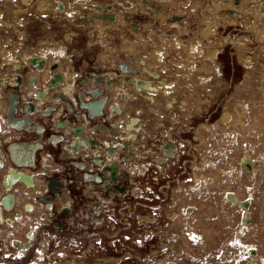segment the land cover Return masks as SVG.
Masks as SVG:
<instances>
[{"label":"rangeland","instance_id":"1","mask_svg":"<svg viewBox=\"0 0 264 264\" xmlns=\"http://www.w3.org/2000/svg\"><path fill=\"white\" fill-rule=\"evenodd\" d=\"M56 63L61 75L74 80L76 95L95 76L109 103L122 99V88L130 93L123 115L106 108L88 122L118 131L111 139L130 146L120 158L128 196L93 207V199L115 200L111 190L119 195L118 185L102 189L80 181L68 151L47 145L31 169L43 189L19 185L14 210L4 209L0 264H264V0H0L1 99L16 75L36 74L35 90L45 88L59 70ZM123 63L131 66L129 73L120 70ZM143 80L169 82V96L159 95V105L140 93L136 97ZM36 117L46 126L47 140L55 118ZM57 117L84 122L64 111ZM131 119L139 123L135 140L125 130ZM86 132L102 139L104 164L118 163L116 153L108 155L113 147H106L107 131ZM7 133L15 141L37 136L9 133L3 124L0 134ZM164 143L176 151L160 163L167 157ZM58 175L71 192L53 197L47 210L44 180ZM95 187L103 194L93 195ZM229 193L247 201L245 207ZM28 202L37 206L29 215ZM65 204L78 211L77 226L64 217ZM185 207L191 214H184ZM17 211L23 222L16 224ZM61 222L63 229L54 225ZM31 231H37L34 245L25 254L22 243L31 241Z\"/></svg>","mask_w":264,"mask_h":264},{"label":"flooded vegetation","instance_id":"2","mask_svg":"<svg viewBox=\"0 0 264 264\" xmlns=\"http://www.w3.org/2000/svg\"><path fill=\"white\" fill-rule=\"evenodd\" d=\"M102 19L105 18V16H101ZM61 52L64 54V49L61 48ZM62 54V55H63ZM33 56V55H32ZM34 57V56H33ZM41 58V57H40ZM43 58V57H42ZM41 58V59H42ZM29 59V58H26ZM31 59V57H30ZM34 60V61H33ZM31 59V62H35L38 65V62L40 61L41 66V60L38 59ZM59 60V59H58ZM57 60V61H58ZM48 62L49 59L47 60ZM57 65V66H56ZM53 67H58V72L50 75L48 78L47 85L45 88H41L40 90H35L36 86V74H26V78L23 79L19 75H16L14 79L11 81H8V87L6 89V97L2 98L0 97V130L2 131L3 124L6 125L9 129V133L11 131L15 132H25L28 134L36 133L37 136L34 139L31 140H25V141H15L12 140V135L5 134L3 137V134H0V145H3V142L5 143V151L0 148V223L5 222V216H4V209H7V211L14 210V207L17 203V195H16V188L19 185L25 186L26 188L33 189L40 191L43 189L41 187L40 181L37 179L34 172H32V168H36L38 164V155L39 151H42L47 145H52L56 149H59L61 146L63 149L68 151V156H70V165L73 167L76 172L79 173L80 177L79 180L83 182H92L96 186L102 187V189L105 188H113V186L118 185V189L120 190V194H113L115 191L111 190L113 192L111 194L112 198H116L115 200L102 198L97 201V199H93L92 202L93 207L101 208L104 206L103 203H107L106 206L113 205L114 203L123 202L125 200V197L128 196V186L124 184V180L120 179V172H121V152L124 151L125 148H130L129 145H119V143L115 140L111 139L112 136L120 135L118 131L115 130H109V128H106L104 124L101 123H88L90 120H95L102 115H104V111L106 108H108L111 113H119L120 115H123L122 112V105L123 103L128 99L127 97H130V93L125 90L121 89L123 93L119 94L121 95L122 99H114L111 103L109 101L107 102V97H105L104 89L101 88L99 81H97V77L95 76L96 80L91 79L89 81L85 80L82 82L83 88L82 91H78L77 95L74 94L75 90V83L73 81H68L69 76L61 75L59 71H61V64L56 63L52 65ZM120 70L125 73H129L130 65L123 63L119 65ZM47 69V68H46ZM57 70H53L54 72ZM18 74V72H16ZM49 75V73H48ZM47 75V76H48ZM124 80V79H123ZM123 80H121L122 83ZM97 81V82H96ZM144 81V80H143ZM92 83L95 85V87L92 86ZM171 83V82H170ZM142 84V83H141ZM7 85V84H6ZM23 85V88L21 90V87ZM125 85V83H124ZM169 82L165 81L162 84L159 83H151L149 85L144 84L141 85V91H138L135 89V96L140 93L141 96L149 97L154 104L159 105V95L162 96H169V94H164V90L168 89ZM128 86V85H126ZM6 87V86H5ZM4 87V90H5ZM31 87V88H30ZM171 87V85L169 86ZM144 88V90H143ZM25 92L21 95H19V92ZM167 90H165V93ZM16 94L18 96V105L16 113L11 116L8 114L9 111V103L8 99L11 94ZM59 93H62L61 96H58ZM63 95L66 97L65 99L62 98ZM77 96V97H76ZM136 96V97H137ZM30 97V98H29ZM93 97V99H89ZM22 100V102H21ZM51 101V103L42 106L46 102ZM99 102H101V107L98 106ZM168 102V100H167ZM79 109H83L84 113H78ZM100 109V113H98V110ZM23 112L24 114L20 116L19 112ZM68 112L72 115V117H76V119L81 121H84L83 123H76V121H69V120H60L58 119L57 115L60 114V112ZM40 113V116L43 115V117H49L53 116L55 118L52 119V130L53 133L47 138V140H44L45 134H46V126L45 124H42L38 121V117H36V114ZM46 120V119H45ZM88 123L89 125H86ZM135 124H139L136 119H131L128 123H125V130L129 133V139L135 140L136 134L139 130V128H136ZM16 125V127L14 126ZM142 127V124H141ZM96 130L99 129L106 132L105 135L108 136L109 142H106V147L110 145V147L115 148H108L109 151H107L108 155L112 156L113 158L119 156L118 163L114 162H108L104 164L103 158L106 157L104 153H102L103 149V141L101 138H92L88 137L86 130ZM142 129V128H141ZM106 130V131H105ZM6 131V130H4ZM85 132V134H84ZM5 133V132H4ZM171 138V137H170ZM33 143L34 144V155L31 157L30 154L27 155L25 159H21L19 152L21 147L28 144ZM162 150L166 151L167 157L164 159H160V163H167L170 161V159L173 157V153H175L176 149L175 146L170 145L168 143H164L163 146L160 147ZM91 151L92 153H90ZM115 153L117 156H115ZM148 153H152V150H150ZM154 153V152H153ZM47 153L44 154L42 158L45 162H43L45 165L48 166L46 163V160H48ZM123 158V157H122ZM7 166L5 172H3V168ZM114 166H116V175L113 179V172H114ZM132 173V172H131ZM62 175H58L57 177H51V178H45L44 180L46 182L44 188L47 190V193L41 197L42 200L45 201V208L47 210L53 209V197L60 198L59 196H67V194L70 195V188L69 185H65V183H62ZM117 181V182H116ZM116 182V183H115ZM50 186L54 188V192L50 190ZM96 188V190H95ZM93 191V195H102L103 192L99 191L97 187H95ZM6 191V192H5ZM10 191H13V193H9ZM127 192V193H125ZM5 193V194H4ZM90 194V191L88 192ZM230 195V194H227ZM231 196V195H230ZM234 196V195H233ZM4 197V201L2 202V199ZM237 201L232 200L234 203L238 204L240 201L237 196H234ZM56 199V198H55ZM232 199V196H231ZM97 201V202H96ZM233 203V204H234ZM10 204V205H9ZM26 210L25 214H33L37 210V206L34 205L33 202H28L25 204ZM62 211L68 212L64 215V217H70L71 221L73 222V225H78V216L79 213L76 209H70V207H67L66 204L61 206ZM17 209V208H16ZM91 209V208H89ZM71 210V211H70ZM124 210V209H122ZM186 211L184 212L185 215H189L192 212V208L183 209ZM95 212V210H94ZM41 213V212H40ZM39 213V215H40ZM22 213L20 211H17L14 213L12 221L17 223H22L23 218L21 216ZM42 215V214H41ZM69 215V216H68ZM45 216V218L43 217ZM44 220L47 218L46 214H43ZM86 218L89 221H92V216L90 214L87 215ZM39 219L41 220L42 218ZM63 219V218H62ZM57 228L65 227L66 223H56ZM40 227V226H39ZM44 229H53L50 225L47 223H44L43 225ZM39 229V228H38ZM63 229V228H60ZM0 231V235H2ZM37 231H31L28 232V236H30L31 241H26L22 243L23 250H26V253L32 248L34 245V240L36 236ZM49 234L52 232L48 231ZM54 232V231H53ZM55 234L57 232H54ZM40 238L37 247L39 246L41 240H42V232H39ZM13 244H18L19 241H14ZM35 250V249H34ZM9 257H6L7 260ZM11 258V257H10ZM12 260V259H10ZM4 263L7 264V261H4ZM12 264V263H11Z\"/></svg>","mask_w":264,"mask_h":264},{"label":"water","instance_id":"3","mask_svg":"<svg viewBox=\"0 0 264 264\" xmlns=\"http://www.w3.org/2000/svg\"><path fill=\"white\" fill-rule=\"evenodd\" d=\"M8 103H9V111H8V114H10L11 116H13L15 113H16V110H17V105H18V96L16 94H11L9 96V99H8ZM101 105V102H99V105ZM102 106V105H101ZM100 106V107H101ZM100 109L98 110V113H100ZM16 127V125H14ZM114 178L113 179H116L115 178V175H116V166H114V172L112 173ZM50 190L51 191H55L53 187L50 186Z\"/></svg>","mask_w":264,"mask_h":264},{"label":"bare ground","instance_id":"4","mask_svg":"<svg viewBox=\"0 0 264 264\" xmlns=\"http://www.w3.org/2000/svg\"><path fill=\"white\" fill-rule=\"evenodd\" d=\"M263 31V30H262ZM263 34V33H262ZM262 37V36H261ZM263 38V37H262ZM211 54V53H210ZM227 114V113H226ZM226 114H225V116H226ZM20 153H21V155H20V158L23 160V159H25L26 157H27V155L28 154H30L31 155V157H33V155H34V144L33 143H28V144H26V145H24V146H22L21 147V149H20V151H19ZM231 196H232V200H237L234 196H236V195H234V194H232V193H229ZM230 195H228V198L229 199H231V196ZM234 195V196H233ZM247 201H245V202H240L239 203V206H243V207H245L244 206V204L246 203ZM10 205V204H9Z\"/></svg>","mask_w":264,"mask_h":264},{"label":"crops","instance_id":"5","mask_svg":"<svg viewBox=\"0 0 264 264\" xmlns=\"http://www.w3.org/2000/svg\"><path fill=\"white\" fill-rule=\"evenodd\" d=\"M141 83H142V85H144V84H146L144 81H141ZM248 162V161H247ZM247 164H249V163H247ZM26 193V192H25ZM26 195V194H25Z\"/></svg>","mask_w":264,"mask_h":264}]
</instances>
